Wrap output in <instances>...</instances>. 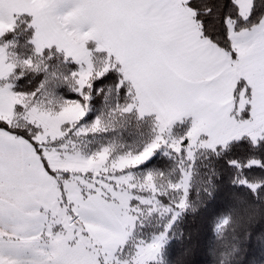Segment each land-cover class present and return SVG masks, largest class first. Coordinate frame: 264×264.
Segmentation results:
<instances>
[{"label": "snow or ice", "instance_id": "6c2138e0", "mask_svg": "<svg viewBox=\"0 0 264 264\" xmlns=\"http://www.w3.org/2000/svg\"><path fill=\"white\" fill-rule=\"evenodd\" d=\"M54 77L75 95L48 107ZM96 96L150 138L68 151L108 130L102 111L83 122ZM8 100L0 264H264V0H0Z\"/></svg>", "mask_w": 264, "mask_h": 264}, {"label": "trees", "instance_id": "16d2710c", "mask_svg": "<svg viewBox=\"0 0 264 264\" xmlns=\"http://www.w3.org/2000/svg\"><path fill=\"white\" fill-rule=\"evenodd\" d=\"M27 40L28 34L22 26L18 30V35L16 36L17 43L15 47L10 49V51L16 53L18 57L30 54L31 46L27 43ZM61 70H63L62 66ZM43 76L44 73L28 72L24 77V86L34 87L39 82V80L43 78ZM60 87L63 88L64 95H75V93L67 89V85L61 86L59 79L54 77L48 85V89L51 91L47 94H42L41 99L48 101L53 107H55L58 99V89ZM101 111L103 112L105 123L109 125V128L104 132H89L87 134L81 135L80 137L84 138L81 139V144L85 151L91 152L101 148L104 145H112L114 152L119 154L136 149L138 145L150 138L153 131V126L149 121L138 120L132 115H121L117 112L110 111V109L101 102L100 96L94 97L90 111L83 122H91ZM17 123L19 126H24V121L19 116L17 117ZM77 135L78 134L73 133L72 137L77 138ZM200 163L202 166L207 165L208 160L202 156ZM157 166L162 168L169 178L174 177L175 173L171 172L174 162L168 157H160ZM221 243H228V241H222ZM223 250V247H221L217 251L219 252ZM218 259L219 257H217V261Z\"/></svg>", "mask_w": 264, "mask_h": 264}, {"label": "rangeland", "instance_id": "374dc122", "mask_svg": "<svg viewBox=\"0 0 264 264\" xmlns=\"http://www.w3.org/2000/svg\"><path fill=\"white\" fill-rule=\"evenodd\" d=\"M43 102H44L45 106L53 107L52 104H50L48 101L43 100ZM41 118L44 119L48 123L49 126H54V120L52 118H50V117H41ZM76 134H78L77 138L72 137V135H70V137L66 141V143L68 144L67 150L68 151H74L76 149H79L80 151L87 152L84 150V147L81 144L82 143L81 139H84V138H81L80 136L83 134H79V133H76Z\"/></svg>", "mask_w": 264, "mask_h": 264}, {"label": "crops", "instance_id": "0c3cea01", "mask_svg": "<svg viewBox=\"0 0 264 264\" xmlns=\"http://www.w3.org/2000/svg\"><path fill=\"white\" fill-rule=\"evenodd\" d=\"M10 104L11 101H0V112H3L5 110V108L8 109V114H10Z\"/></svg>", "mask_w": 264, "mask_h": 264}]
</instances>
